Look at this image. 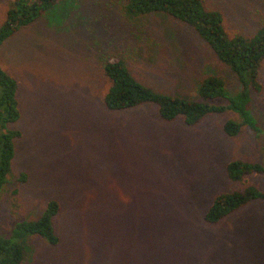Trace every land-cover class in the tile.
I'll return each instance as SVG.
<instances>
[{
    "label": "rangeland",
    "instance_id": "1",
    "mask_svg": "<svg viewBox=\"0 0 264 264\" xmlns=\"http://www.w3.org/2000/svg\"><path fill=\"white\" fill-rule=\"evenodd\" d=\"M127 3L62 0L0 48V65L19 83L23 134L0 194V237L58 200L59 245L30 238L23 264H264V202L216 225L204 219L217 195L264 189V176L246 184L227 176L231 161L264 164V91L252 95L259 131L233 138L223 130L240 120L231 111L197 126L165 122L152 105L109 111L110 56L162 94L197 100L208 76L224 78L231 93L242 88L194 30L160 14L132 18ZM205 4L223 13L230 35L264 27V0ZM10 6L0 0V26Z\"/></svg>",
    "mask_w": 264,
    "mask_h": 264
},
{
    "label": "trees",
    "instance_id": "2",
    "mask_svg": "<svg viewBox=\"0 0 264 264\" xmlns=\"http://www.w3.org/2000/svg\"><path fill=\"white\" fill-rule=\"evenodd\" d=\"M62 0H11L6 19L0 26V48L9 39L54 10ZM125 12L132 18L160 14L191 28L212 50L215 57L236 75L242 88L231 93L224 78L208 76L198 87L199 99L157 92L141 83L124 59L110 56L103 72L110 86L104 97L105 107L112 112L152 105L165 122L182 118L187 126H197L211 114L234 112L240 120H229L223 127L228 137L238 136L244 127L259 131L253 115L252 95H262L261 70L264 65V27L253 36L230 35L222 12L209 9L205 0H128ZM19 83L0 65V194L9 182L16 157V142L22 131L15 127L21 120L18 98ZM217 101L224 103L218 104ZM227 176L236 183H248L252 177L264 176V164L243 160L231 161ZM27 175L22 173V181ZM256 201L264 202V189L248 185L242 191L217 195L205 214V221L216 225ZM61 203L51 200L36 220L17 223L8 237H0V264H23L25 242L32 237L44 239L56 247L60 237L56 217ZM1 227V219H0Z\"/></svg>",
    "mask_w": 264,
    "mask_h": 264
}]
</instances>
